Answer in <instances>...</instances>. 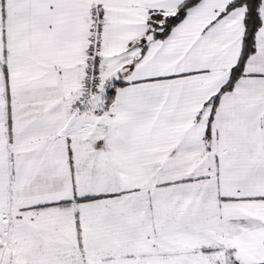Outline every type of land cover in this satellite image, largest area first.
<instances>
[{"label": "snow or ice", "instance_id": "6c2138e0", "mask_svg": "<svg viewBox=\"0 0 264 264\" xmlns=\"http://www.w3.org/2000/svg\"><path fill=\"white\" fill-rule=\"evenodd\" d=\"M0 264H264V0H0Z\"/></svg>", "mask_w": 264, "mask_h": 264}]
</instances>
